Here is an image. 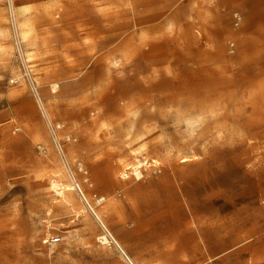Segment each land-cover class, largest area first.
I'll return each instance as SVG.
<instances>
[{
    "label": "rangeland",
    "instance_id": "374dc122",
    "mask_svg": "<svg viewBox=\"0 0 264 264\" xmlns=\"http://www.w3.org/2000/svg\"><path fill=\"white\" fill-rule=\"evenodd\" d=\"M12 2L14 22L0 0V264H264L247 252L264 238V0ZM19 41L49 118L76 141L65 154L93 214L51 189L71 179L20 79ZM25 96L32 115L15 107ZM135 160L142 178L120 180ZM210 224L219 244L235 239L212 260Z\"/></svg>",
    "mask_w": 264,
    "mask_h": 264
},
{
    "label": "built area",
    "instance_id": "2783aa9c",
    "mask_svg": "<svg viewBox=\"0 0 264 264\" xmlns=\"http://www.w3.org/2000/svg\"><path fill=\"white\" fill-rule=\"evenodd\" d=\"M6 7H7L8 18L11 20V22H14L15 13H14V9H13L14 7H13L12 0H6ZM233 18H234V25L238 26V24L240 22V17L237 14H235L233 16ZM229 52L233 53V45L232 44L229 45ZM14 56H15V59H16V61H18L19 66H20V72H21L20 79H21V81H23L26 84L28 91H29V93L33 99V102L37 108L38 114L41 116V118L44 120V122L46 124L48 137H49L48 138L49 143L51 144V147L55 153L54 155L57 158V161L59 162L64 173L67 175L68 178L71 179L70 182L73 186V189L77 191L78 195L84 200L86 206L89 208V211L93 214V211L87 205L86 200L84 199L83 194L80 191L78 184L72 179L73 175H75L76 172H73V170L71 169V167L69 165V160L67 158V155L65 154V148L64 147L66 146V144L67 145L73 144L76 141L72 138V136L70 134H68V133L65 134V132L63 131L64 126L62 124L53 122L49 118L48 110L42 101V98L40 96V92H39L38 87L36 85V81H35L34 76L32 74L31 68H30V66H28V60L25 57V53L22 51L20 41L15 43ZM18 131H19V129L15 128L13 130V133L18 132ZM38 149L40 150L41 154L46 152L44 148H38ZM72 161H74V163H76L77 171L81 175L86 176L87 172L84 170L82 163L79 162L78 159H73ZM153 163L154 162H152V164ZM153 168H155V167H153ZM130 170H131L130 168H127L124 171H122L120 174H118L119 179L120 180L128 179L129 176H133L134 179L142 178L141 171L139 170V168H133L131 171ZM95 201H96L95 203L97 205H102L105 202V198L104 197H97ZM103 239L105 242H107L108 245H113L114 248H116V249L119 248L115 239L112 236H110V234H108V232L105 231V236L102 237L101 240H103ZM41 242L43 245H55V244L60 242V238L58 236H55V237L45 236ZM102 242L103 241H101V243ZM125 259H126L127 264H134L127 257Z\"/></svg>",
    "mask_w": 264,
    "mask_h": 264
},
{
    "label": "crops",
    "instance_id": "0c3cea01",
    "mask_svg": "<svg viewBox=\"0 0 264 264\" xmlns=\"http://www.w3.org/2000/svg\"><path fill=\"white\" fill-rule=\"evenodd\" d=\"M17 102L18 103L15 106L16 108H24L26 110V112H29L30 115L33 114V112H32V103H31V101H29L28 97H26V96L25 97H22ZM15 128H17V127H15ZM74 144H76V143H73L72 145H74ZM102 151L103 150H101L100 152H102ZM193 157H195V156H193ZM81 158H83L84 160H86V159L90 158V155H89V153H86V151L85 152L83 151V152H81ZM186 158L188 160H183V158H182L179 161V163L180 164H183V163H187V162H190L191 161V158L190 157H186ZM206 158L208 160L207 163H214V161H216L217 159H223L224 157L218 158V156H216L214 154L213 155L211 154V155H207ZM102 160H103V163L105 164V167L102 166L100 170H103L104 169V170L107 171L110 168L109 167V162H111V161H108L109 159L107 158V159H100L98 162L100 163ZM221 165L222 166H221L220 169L217 170V173H221L222 174V173H224V171H226L225 169H227L226 172H229L228 170H229V167L230 166L228 164L223 163ZM223 184L226 187H233L232 183H230L229 181H227V184L224 183V182H223ZM98 193L99 194H102V195H109V194L112 193V191L109 188H99ZM256 220H257V218L254 217L253 220H251V221L252 222H255ZM193 223L195 224V221L194 220H193ZM212 224H214V223H212ZM212 224L209 225V228H211L209 234H206V236L204 237L205 238V240H204L205 241L204 242V246H206V248H207L206 250H207V253H209L210 260L217 258V252H218L219 245H220V248H221V247H223V245L228 246V245H230V243H233L235 241V239L233 238V236L228 235L226 237L225 242H221L219 244V242L217 240L218 230L215 228L216 226L213 227V229H212V226H213ZM239 227H241V228L244 229V227H246V226H245V224H242ZM244 234L246 235L245 231L243 230V235ZM238 236L236 235V239H238ZM251 241L252 240H249L248 242H246V244L250 243ZM194 250H197L196 247L194 248ZM247 252H248V259L251 257L252 253H257V257L260 258L262 256V254H264V238L258 239L256 241H253L252 245L247 246ZM253 256H255V255H253ZM211 264H213V263L211 262Z\"/></svg>",
    "mask_w": 264,
    "mask_h": 264
},
{
    "label": "bare ground",
    "instance_id": "6f19581e",
    "mask_svg": "<svg viewBox=\"0 0 264 264\" xmlns=\"http://www.w3.org/2000/svg\"><path fill=\"white\" fill-rule=\"evenodd\" d=\"M21 36L23 38H26V33L25 32H22ZM55 87V86H54ZM54 93L56 91H53ZM143 159V158H142ZM183 160H188L186 157L183 158ZM155 163V162H154ZM158 163H155V165H157ZM135 166L136 167H133V168H137V167H140L142 165H140V161L139 160H135ZM144 168V167H143ZM147 168V167H146ZM145 170V169H144ZM51 189L56 193V195H62L64 192H71L73 191V186L72 184H69V185H57V184H53L51 186ZM104 241V239L102 240ZM104 244V243H103Z\"/></svg>",
    "mask_w": 264,
    "mask_h": 264
}]
</instances>
